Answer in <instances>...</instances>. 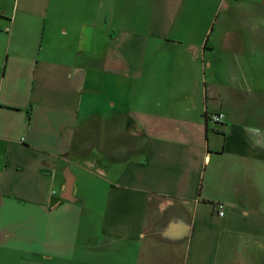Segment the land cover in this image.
Masks as SVG:
<instances>
[{
    "label": "crops",
    "instance_id": "obj_1",
    "mask_svg": "<svg viewBox=\"0 0 264 264\" xmlns=\"http://www.w3.org/2000/svg\"><path fill=\"white\" fill-rule=\"evenodd\" d=\"M0 264H264V0H0Z\"/></svg>",
    "mask_w": 264,
    "mask_h": 264
},
{
    "label": "built area",
    "instance_id": "obj_2",
    "mask_svg": "<svg viewBox=\"0 0 264 264\" xmlns=\"http://www.w3.org/2000/svg\"><path fill=\"white\" fill-rule=\"evenodd\" d=\"M221 118H222V116L220 114H213L210 116V120L214 123L220 122ZM220 210H221V206H219V208H217L216 213L219 216H223V212Z\"/></svg>",
    "mask_w": 264,
    "mask_h": 264
},
{
    "label": "water",
    "instance_id": "obj_3",
    "mask_svg": "<svg viewBox=\"0 0 264 264\" xmlns=\"http://www.w3.org/2000/svg\"><path fill=\"white\" fill-rule=\"evenodd\" d=\"M70 187H71V183L67 182L65 189H64V194H63L64 199H69Z\"/></svg>",
    "mask_w": 264,
    "mask_h": 264
}]
</instances>
